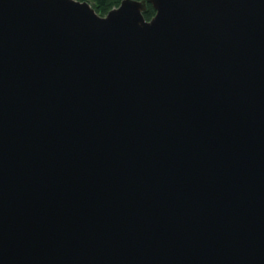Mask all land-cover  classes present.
Masks as SVG:
<instances>
[{
    "label": "water",
    "instance_id": "obj_1",
    "mask_svg": "<svg viewBox=\"0 0 264 264\" xmlns=\"http://www.w3.org/2000/svg\"><path fill=\"white\" fill-rule=\"evenodd\" d=\"M0 264H264V0H0Z\"/></svg>",
    "mask_w": 264,
    "mask_h": 264
},
{
    "label": "trees",
    "instance_id": "obj_2",
    "mask_svg": "<svg viewBox=\"0 0 264 264\" xmlns=\"http://www.w3.org/2000/svg\"><path fill=\"white\" fill-rule=\"evenodd\" d=\"M88 1L92 7L95 8L96 12L102 16H105L109 11L115 7H119V4L122 0H82ZM155 14V9L152 5L148 4V8L146 12H144V16L146 20H151Z\"/></svg>",
    "mask_w": 264,
    "mask_h": 264
}]
</instances>
